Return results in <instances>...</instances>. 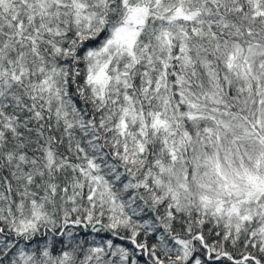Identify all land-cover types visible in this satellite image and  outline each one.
Here are the masks:
<instances>
[{"label": "snow or ice", "instance_id": "snow-or-ice-1", "mask_svg": "<svg viewBox=\"0 0 264 264\" xmlns=\"http://www.w3.org/2000/svg\"><path fill=\"white\" fill-rule=\"evenodd\" d=\"M0 264H264V0H0Z\"/></svg>", "mask_w": 264, "mask_h": 264}]
</instances>
